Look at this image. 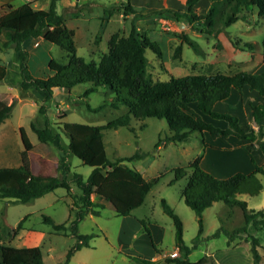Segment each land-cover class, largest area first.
I'll list each match as a JSON object with an SVG mask.
<instances>
[{"label":"rangeland","instance_id":"374dc122","mask_svg":"<svg viewBox=\"0 0 264 264\" xmlns=\"http://www.w3.org/2000/svg\"><path fill=\"white\" fill-rule=\"evenodd\" d=\"M126 1H57L56 11L64 16L65 24L74 30L78 55L86 60L99 61L108 49L109 37L114 33L127 35L133 25L159 45V56L150 48L145 52L149 70L155 79L166 80L169 74L233 75L243 70L257 72L264 69V51L260 45L264 37V16L258 14L256 7L244 10L238 20L223 27L221 20L227 11L225 7L224 12L217 16L215 29L209 31L204 28L203 31L201 20L179 26L175 19L148 14L162 8L164 0H130L145 16L126 15L122 10L112 14L105 12L106 8ZM170 1L178 11L185 5V0ZM24 2L44 9L49 4L48 0H0V13ZM208 5L207 1L201 0L195 6V13H204ZM184 35L194 42L197 50L184 40ZM247 42H252L254 48L245 46ZM177 46H180V50L176 52ZM24 47L29 52V71L36 77L51 73L47 66L51 57L62 62L67 60L65 49L41 37L25 40ZM0 60L8 69L0 81V108L6 102L13 104L10 116L0 124V167L22 164L38 174L71 178L74 172H78L86 179L91 171L90 166L75 155L66 156L56 140L43 145L31 129V123L37 126L44 123V115L38 111L43 96L33 87L25 91L20 89L18 60L12 46L0 47ZM89 85L90 82L76 84L46 102L47 118L53 132H60L63 147L68 140L60 129L62 122L100 125L127 112L124 105H110L114 93L105 86L84 96L83 91ZM256 99L257 94L249 89H244L242 93L233 90L230 97L216 103L215 108L235 114L255 127L250 103ZM102 102H106V105L101 109L87 107L94 108ZM210 120L220 127L226 126L224 121ZM169 136L166 120L156 117H131L127 126L103 130L102 140L110 160L141 153L142 156L124 162L138 169L146 179L157 178V181L144 202L128 215H117L113 209L104 207L99 209V214L88 213L80 219L75 233H93L94 236L89 240V246L74 250L67 262V252L77 241L73 231L77 206L73 205V200L80 190L73 181H70L71 191L68 194L65 188L58 187L27 202L0 199L1 241L16 246L37 245L43 264H163L168 257L162 255L176 247L180 248V257H187L191 261L208 255L215 264H253L249 237L253 235L259 242L256 246L259 263L264 264V228L248 224L247 233H241L232 241L224 232L244 224L238 205L213 202L203 210V230L199 234L197 216L182 195L192 170L189 165L195 158L200 159L201 167L219 177L236 170L248 172L252 169V163L244 147H249L258 164H264V155L257 142H244L234 135L213 138L207 132L201 135L198 131L190 132L185 141H169ZM64 161L69 163V171L64 169ZM177 167H184L186 175L170 184ZM257 176L263 185L261 191L257 195L242 193L237 197L244 200L248 208L264 211V175ZM91 197L94 198V194ZM162 198L181 219L183 246L177 244L176 228L173 219L163 210ZM44 215L50 216L55 223H64L65 228L56 230L43 221ZM20 219L21 224L17 226ZM217 231L219 233L215 235ZM186 248H189L188 253ZM152 255L156 258L152 259Z\"/></svg>","mask_w":264,"mask_h":264},{"label":"trees","instance_id":"16d2710c","mask_svg":"<svg viewBox=\"0 0 264 264\" xmlns=\"http://www.w3.org/2000/svg\"><path fill=\"white\" fill-rule=\"evenodd\" d=\"M48 1L46 9L35 8L30 3L24 2L0 13V47L12 46L16 53L21 77L20 89L25 91L33 87L42 93L43 98L38 111L44 115V123L42 126L30 124L38 140L43 145L56 140L66 156L70 154L77 156L82 163L91 167V171L84 179L78 172H74L71 178H68L53 174H38L22 164L3 166L0 167V199L27 202L58 187L65 188L68 194L71 191L70 181H73L80 190L73 200V205L77 206L76 218L73 221L74 233L80 219L88 213L99 214L100 208H111L117 215L130 214L134 208L144 202L157 178L146 179L138 169L124 162L142 156L141 153L136 152L130 156L110 160L106 155L102 136L104 129L127 126L131 117L165 119L170 129V136L167 137L169 141H185L192 131H198L201 135L207 132L213 138L234 135L244 142L256 141L264 155L262 139L264 136V69L257 72L243 70L233 75L192 73L174 76L169 74L166 80L155 79L149 70L145 52L150 48L159 56V45L133 25L127 35L114 33L109 37L108 49L101 55L99 61L86 60L76 53L74 30L65 24L64 16L56 11L58 0ZM200 1L185 0L186 7L183 11L162 7L148 14H159L185 25L201 20L203 31L204 28L209 31L215 29L217 16L224 12L225 7L227 11L221 20L223 27L238 20L244 10L248 11L252 7H256L258 14L264 16V0H207L209 4L207 10L196 14L195 6ZM120 10L126 15L130 13L138 17L146 15L137 10L130 0L110 6L105 9V12L112 14ZM38 37L57 44L67 51L65 62L53 57L48 60L47 66L51 73L44 77H36L30 73L29 52L24 47L25 40ZM183 38L197 50L194 42L187 35ZM260 45L264 51V37ZM245 46L254 48L252 42L245 43ZM179 50L180 46H177L176 52ZM160 66L162 67V62ZM7 70L6 64L0 60V81L6 76ZM86 82H90V85L83 91L84 96L105 86L114 93L109 102L110 105L113 107L124 105L127 107V112L100 125L62 122L60 129L68 140L63 147L60 132H53L47 118L46 102L59 92L70 90L74 85ZM244 89L257 94L256 101L250 103V114L255 127L246 120H240L235 114L215 108L216 103L228 99L233 90L242 93ZM12 105V102H6L5 106L0 108V124L10 116ZM105 105L106 102H102L94 108L89 105L87 107L98 110ZM208 118L224 121L226 126L220 127ZM244 148L252 163V169L248 172L236 170L225 177H219L201 167L198 157L190 163L189 167L192 170L182 189V195L185 203L197 216L199 234L203 230V210L215 201L238 205L242 210L244 224L232 230H224L229 241L241 233H247L248 224L256 228H264V211L248 208L246 202L237 197L242 193L257 195L263 187L257 174L264 175V164L256 162L249 147ZM63 167L66 171L70 169L66 161L63 162ZM185 175V168L177 167L174 178L169 183L172 184ZM92 194L94 198L91 197ZM161 204L164 212L173 219L177 244L183 246L180 217L164 198L161 199ZM22 219L17 226L21 224ZM43 221L51 224L56 230L65 228L64 223H55L48 215L43 216ZM218 233L219 231L215 235ZM75 234L77 241L68 250L66 262L74 250L89 246V240L94 236L93 233ZM249 237L253 264H260V256L256 249L259 243L258 238L253 235ZM186 252H189V248H186ZM0 264H43L41 250L37 245L16 246L4 243L0 237ZM163 264H215V262L208 255L196 261L177 256L165 258Z\"/></svg>","mask_w":264,"mask_h":264},{"label":"crops","instance_id":"0c3cea01","mask_svg":"<svg viewBox=\"0 0 264 264\" xmlns=\"http://www.w3.org/2000/svg\"><path fill=\"white\" fill-rule=\"evenodd\" d=\"M204 1H207V0H204ZM164 2H165V3H164V6H163V7H169V8H171V9L176 10V9H175L176 7L171 3L172 1H170V0H164ZM207 2H208V1H207ZM182 7H183V8H182ZM182 7H181L182 10L180 9L181 11H183V9H184L186 6L183 5ZM135 8H136V7H135ZM154 19H155V18H154ZM177 22H178V21H177ZM178 23H179V26H183V25L185 26V24L182 23V22H178ZM151 28H152V27H151ZM155 28H156V27H155ZM190 74H192V73H190ZM173 250H174V249H173ZM179 254H180V251H179ZM154 256H155V255H152V256H151L152 259H153Z\"/></svg>","mask_w":264,"mask_h":264},{"label":"built area","instance_id":"2783aa9c","mask_svg":"<svg viewBox=\"0 0 264 264\" xmlns=\"http://www.w3.org/2000/svg\"><path fill=\"white\" fill-rule=\"evenodd\" d=\"M165 255H167V257H169V258L177 257V256H179V248L176 247V248H175L174 250H172L171 252H169V253H164L162 256H165ZM155 258H156V256L153 257V259H155Z\"/></svg>","mask_w":264,"mask_h":264}]
</instances>
